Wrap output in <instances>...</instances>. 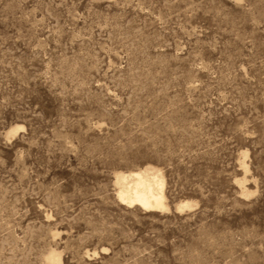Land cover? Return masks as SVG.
<instances>
[{
    "label": "rangeland",
    "instance_id": "rangeland-1",
    "mask_svg": "<svg viewBox=\"0 0 264 264\" xmlns=\"http://www.w3.org/2000/svg\"><path fill=\"white\" fill-rule=\"evenodd\" d=\"M57 263L264 264V0H0V264Z\"/></svg>",
    "mask_w": 264,
    "mask_h": 264
},
{
    "label": "bare ground",
    "instance_id": "bare-ground-1",
    "mask_svg": "<svg viewBox=\"0 0 264 264\" xmlns=\"http://www.w3.org/2000/svg\"><path fill=\"white\" fill-rule=\"evenodd\" d=\"M20 127H23L20 125ZM18 127L12 128L14 132ZM117 197L119 201L129 206H139L144 210H165L168 208L165 195V179L160 168L145 166L135 170L115 172ZM243 187V186H242ZM242 194H246L245 192ZM193 202L183 199L176 204L178 210L190 208ZM59 254L50 251L48 257L59 262ZM58 264V263H57Z\"/></svg>",
    "mask_w": 264,
    "mask_h": 264
}]
</instances>
